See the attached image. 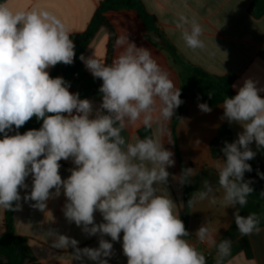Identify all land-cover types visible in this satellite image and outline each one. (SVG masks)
Segmentation results:
<instances>
[{"label": "clouds", "instance_id": "obj_1", "mask_svg": "<svg viewBox=\"0 0 264 264\" xmlns=\"http://www.w3.org/2000/svg\"><path fill=\"white\" fill-rule=\"evenodd\" d=\"M188 24L180 16L176 25L183 29L185 44L203 49L201 26L193 20L185 28ZM75 56V43L57 16L48 11H13L0 3V207L13 210L23 199L43 211L49 199L63 194L65 219L86 236L99 237L98 247L80 248L75 238L50 230L57 236L53 246L72 248L81 264L85 258L109 264L113 242L121 240V233L127 264H206L205 255L183 238L190 233L173 212L174 200L157 194L159 185L169 183L167 169L175 165L174 153L152 137L129 143L121 135L141 117L143 125L151 127L157 103L160 117L170 120L184 102L181 90L149 50L132 42L111 65L81 55L93 77L102 80L101 103L96 107L70 92L63 77L49 74L58 64L72 65ZM232 87L236 94L224 99L220 119L238 124L242 131L232 142H224L217 171L223 202L236 208L235 224L244 236L261 231L259 216H243L236 206L244 207L254 192V181L245 179V173L253 171L249 161L264 149V98L259 94L264 88L251 79ZM208 96L212 98L210 92ZM198 108L212 111L206 102L198 103ZM33 117L42 120L41 127L21 134L19 129ZM13 130L15 134L9 135ZM70 159L75 167L62 179L59 162ZM194 174L193 168H185L172 178L183 186ZM257 175L264 179V173ZM29 176L31 190L22 197ZM216 191L205 180L203 190L187 203L191 206L197 197L215 203ZM97 212L100 223L95 220ZM196 235L201 242L215 243L205 225ZM217 251L216 264H221L230 254L231 240H221Z\"/></svg>", "mask_w": 264, "mask_h": 264}, {"label": "crops", "instance_id": "obj_2", "mask_svg": "<svg viewBox=\"0 0 264 264\" xmlns=\"http://www.w3.org/2000/svg\"><path fill=\"white\" fill-rule=\"evenodd\" d=\"M101 0H6L13 11H48L57 16L65 25L74 40L75 36L83 33L90 24L93 15ZM148 12L155 16L157 28L163 38L169 41L181 58L202 68L209 74L216 76L233 75L232 86H242L246 79L256 82L258 88H264V15L255 19L248 13V8L255 0H141ZM107 22L114 30L115 38L113 51L108 56L109 33L106 28H101L92 38L84 50L85 60L92 58L105 65H111L132 42L137 47L150 51L158 65L172 79L176 88L180 89L182 81L181 67L174 63L164 45L155 42L133 10L111 11L106 15ZM180 16L197 22L202 28L201 39L204 41L203 49L189 48L183 38V29L177 28ZM121 43L118 45L117 40ZM83 66L78 71L79 77L71 75L69 91L79 93L81 99H90L96 107L101 103L98 82L91 72ZM57 66V65H56ZM55 66V67H56ZM49 69L51 75L54 71ZM236 93L237 89L233 88ZM264 98V91L259 93ZM200 100L187 98L185 111L176 127V137L173 135V117L164 121L159 114V103L152 113V123L149 127L152 138L164 145L174 153L175 165L167 170L170 173L169 183L159 185L158 195L169 196L175 202L173 212L182 217L185 211V190L190 189L192 196L203 190V182L207 180L214 189L216 202L211 199H194L191 205L190 217L186 230L190 233L186 241L206 257V264H216L218 257L217 245L223 239L231 240L230 254L221 260V264H264V196L256 190L251 193L247 204L236 207L243 216L256 213L260 218L261 231L251 235L242 236L238 231L234 212L236 208L229 207L223 202V189L219 186L217 165L222 163L223 153L220 151L224 142H232L237 134L242 131L238 124H229L221 120L223 103L212 108L210 113H203L198 108ZM140 120L129 124L121 135L126 142L135 143L141 139L140 132L146 127ZM14 135L15 130L8 133ZM3 134H0V139ZM256 151L255 143L251 145ZM178 154L185 168H193L195 174L188 177V183L181 186L173 176L182 172ZM60 175L66 179L71 173L69 169L75 167L70 160L59 162ZM253 171L245 173V179L251 178L252 186L264 184L257 171L264 173V149L257 152L256 157L249 161ZM27 189H21L23 197L31 190L32 177L26 179ZM54 191V190H53ZM66 198L63 194L47 201V207L41 211L33 207V201L18 202L14 205V226L18 236L24 237L26 249L24 264L37 261L40 264H81L76 259L72 248H57L53 241L57 236L50 234V230L65 234L79 241V247H98V236L88 237L74 223H69L63 214ZM5 208L0 207V236L5 232ZM97 223L102 222L99 212L95 213ZM205 225L212 235L215 243L201 242L196 231ZM122 236L119 242H113V255L109 264H127V257L123 254ZM110 240V237H104ZM83 264H94L85 260Z\"/></svg>", "mask_w": 264, "mask_h": 264}, {"label": "trees", "instance_id": "obj_3", "mask_svg": "<svg viewBox=\"0 0 264 264\" xmlns=\"http://www.w3.org/2000/svg\"><path fill=\"white\" fill-rule=\"evenodd\" d=\"M5 1L6 0H0V3H4ZM127 10H133L138 14V17L142 21L148 36L151 32L159 33L155 16L148 12L141 0H101L87 29L83 33L76 35L73 40L75 43L76 53L74 63L72 65L58 64L50 76H61L70 83L69 77L80 71L83 66L82 60L80 59L81 55L84 54L85 48L101 28H106L109 33L108 56L110 57L113 51L115 34L113 28L107 22L105 15L111 11ZM248 13L255 19L261 18L264 15V0L253 1L248 8ZM164 47L169 52L174 63L179 65L182 70L180 90L181 99L184 102L178 109L175 110V115L173 116L172 122L173 135L176 137V127L184 114L187 98L191 96L193 99L200 100L203 103L206 102L211 108H215L222 104L224 99L232 97L236 94L232 89V80L234 76H216L209 74L202 68L193 65L181 58L175 47L169 41L165 40ZM101 84L102 80H99V88ZM209 92L211 93L212 98H209ZM41 125L42 120L38 121L35 117H33L19 129V132L23 134L29 129H39ZM140 136L141 139H144L145 137H152V133L149 128H145L140 132ZM178 158L180 161L181 170L185 169V165L179 154ZM252 187L258 192L259 195L262 191H264L263 183ZM185 194V211L182 221L187 228L188 219L191 214V206H189L187 202L192 196L190 189L187 187ZM4 226L5 232L2 234V236H0V264H24V253L27 239L16 234L14 226V208L13 210L5 209ZM186 237L183 238L186 239ZM32 264L40 263L34 261Z\"/></svg>", "mask_w": 264, "mask_h": 264}, {"label": "water", "instance_id": "obj_4", "mask_svg": "<svg viewBox=\"0 0 264 264\" xmlns=\"http://www.w3.org/2000/svg\"><path fill=\"white\" fill-rule=\"evenodd\" d=\"M150 37L157 43L161 44V45H164L165 44V40L164 38L161 36L160 33L158 32H151L150 34ZM189 185V183H188Z\"/></svg>", "mask_w": 264, "mask_h": 264}, {"label": "built area", "instance_id": "obj_5", "mask_svg": "<svg viewBox=\"0 0 264 264\" xmlns=\"http://www.w3.org/2000/svg\"><path fill=\"white\" fill-rule=\"evenodd\" d=\"M75 77H79L78 72L73 74Z\"/></svg>", "mask_w": 264, "mask_h": 264}]
</instances>
